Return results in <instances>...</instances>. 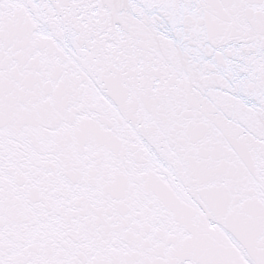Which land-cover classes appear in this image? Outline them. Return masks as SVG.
Wrapping results in <instances>:
<instances>
[{
	"label": "snow or ice",
	"instance_id": "1",
	"mask_svg": "<svg viewBox=\"0 0 264 264\" xmlns=\"http://www.w3.org/2000/svg\"><path fill=\"white\" fill-rule=\"evenodd\" d=\"M0 264H264V0H0Z\"/></svg>",
	"mask_w": 264,
	"mask_h": 264
}]
</instances>
